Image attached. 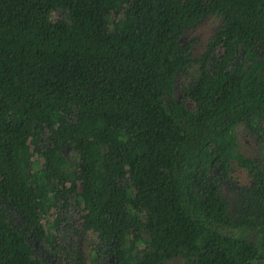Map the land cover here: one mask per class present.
I'll return each instance as SVG.
<instances>
[{"label":"trees","instance_id":"obj_1","mask_svg":"<svg viewBox=\"0 0 264 264\" xmlns=\"http://www.w3.org/2000/svg\"><path fill=\"white\" fill-rule=\"evenodd\" d=\"M206 13L221 25L191 61L183 32ZM252 41L264 0H0V264H53L30 240L52 249L68 196L92 258L69 264L264 257V176L235 132L264 144Z\"/></svg>","mask_w":264,"mask_h":264},{"label":"rangeland","instance_id":"obj_2","mask_svg":"<svg viewBox=\"0 0 264 264\" xmlns=\"http://www.w3.org/2000/svg\"><path fill=\"white\" fill-rule=\"evenodd\" d=\"M221 25V20L219 18H216L212 13H206L201 21L193 28L189 30H185L183 32L182 39L184 41H190L192 43L191 48L189 50L188 59L191 61L196 60L201 53L202 47L206 43V41L213 35V33L219 28ZM246 61L256 63L261 67V70L264 74V47L260 45L256 41H252L250 45L248 46L246 53H245ZM193 73L191 70H186L181 72L179 75H177V78L175 80V97L178 98L186 107L191 108V104L188 101V99L185 96L186 89L189 88L190 85H193L194 78ZM235 132L237 135V143H238V151L241 154L246 155V157L251 156L248 153H251V150L255 153V157L259 156L260 159L263 160L262 155H264V144L259 142L253 135L248 133L247 131H244L242 126H237L235 128ZM239 173V174H238ZM242 175V173L237 172L236 176ZM71 196H68L67 200V209L65 210L66 214V222H70L72 219L69 218L68 213H70L72 218H75L76 215V209L73 207V204L71 202ZM73 209V210H72ZM67 210L69 212H67ZM75 211V212H74ZM75 213V214H74ZM12 213H8V219L12 222V224H15L16 218ZM52 221V217L50 218ZM76 222H78L77 217L75 218ZM78 235V234H77ZM73 236L71 239H68V232L64 237H66L69 242L73 244V246H79L84 251L83 256L86 255L87 250V243L89 242V236H83L82 241L79 239V236ZM67 240V241H68ZM79 240V241H78ZM33 244V247L35 249V254L38 258H44V253H42L39 249H37V246L35 243H33L32 240H30ZM64 242V241H63ZM63 242L58 241V246L55 245L54 250L48 249L45 245H42V251H47L50 255H59L60 250L62 249L59 246L63 244ZM78 248V247H76ZM62 255V254H61ZM55 259V258H54ZM65 259V258H61ZM53 260V258H52ZM169 264H181V261L179 258H175L174 261L168 262ZM64 264H66L64 262ZM89 264V263H88Z\"/></svg>","mask_w":264,"mask_h":264},{"label":"flooded vegetation","instance_id":"obj_3","mask_svg":"<svg viewBox=\"0 0 264 264\" xmlns=\"http://www.w3.org/2000/svg\"><path fill=\"white\" fill-rule=\"evenodd\" d=\"M248 154L251 155V156L246 157V155H244V154H242V156L246 160L252 161L257 167L261 168V171H262L263 176H264V155H262V157H263V160H262V159L259 158V156L255 157V153L252 150H251V153H248ZM236 173L237 172H234V176H236ZM236 177L238 178V181H240V182H242V181L244 182L245 179H246V178L243 177V175H238ZM263 179H264V177H263ZM71 200H73V199H71ZM71 204H73V207L76 209V215H75V218H76L77 215H78V208L74 205L73 201L71 202ZM66 209H67V203L65 204L64 209L63 210H58V212H57V214L55 216L52 215V221L50 220L51 223L49 224V228H50V230H51V232L53 234V238H54L52 249L50 247H48L46 244H44L43 241L41 242L42 245H45L48 249L54 250L55 249V245L58 246V244H57L58 241L59 242H63L64 241L63 244L60 243V245H62V246H59V247L62 248L60 250V254L52 256L47 251H44V256L45 257L41 258V259L45 260L46 258H50L51 259V263L60 264L61 263L60 258H65V263L69 264V261H68L69 258L66 256V254L69 253V255L72 256V253L74 252L76 255L79 256V258H82V257L86 258L89 261V263H90V260L92 259V258L89 257V252L91 251V247H90L91 240L89 239V242L87 243V250H86V255L85 256H83L84 251L82 250V248L79 247L80 245L79 246H73V244L71 242H69V240H68V239H71V237L76 236L78 234L77 236H79V239L82 241L83 236H87V235L82 233L80 230H78L76 233H74V229L78 227V222H76L75 218L71 217L70 213H68V215H69L68 217L71 218L72 220L70 222H66V217H67L66 214H65V210ZM67 212H69V211L67 210ZM77 219H78V217H77ZM67 232H68V239L66 237H64ZM34 243L38 244L37 242H34ZM76 247H78V248H76ZM52 258H53V260H52ZM174 259L175 258H173L172 260H170L168 262L172 263L174 261ZM106 261H107V259L102 258L100 256V254H97V258H96V263L95 264H107ZM168 262H165L164 264H169ZM252 264H264V257L263 256L259 257Z\"/></svg>","mask_w":264,"mask_h":264}]
</instances>
